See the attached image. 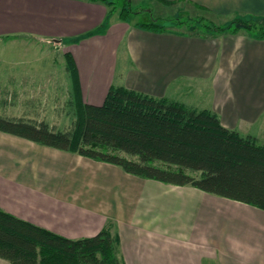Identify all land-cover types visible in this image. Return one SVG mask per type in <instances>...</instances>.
I'll list each match as a JSON object with an SVG mask.
<instances>
[{
	"label": "crops",
	"instance_id": "1",
	"mask_svg": "<svg viewBox=\"0 0 264 264\" xmlns=\"http://www.w3.org/2000/svg\"><path fill=\"white\" fill-rule=\"evenodd\" d=\"M167 1H190L218 14H264V0ZM108 10L92 0H0V38L63 45L75 60L82 99L92 104L102 103L111 84L178 100L171 95L205 83L206 104L189 106L209 108L225 127L264 143V38L144 29ZM0 134L25 140L36 152H56L77 168L60 191L49 180L36 182L32 165L0 167V207L16 216L70 238L107 226L119 238L123 264H264L262 209Z\"/></svg>",
	"mask_w": 264,
	"mask_h": 264
},
{
	"label": "trees",
	"instance_id": "2",
	"mask_svg": "<svg viewBox=\"0 0 264 264\" xmlns=\"http://www.w3.org/2000/svg\"><path fill=\"white\" fill-rule=\"evenodd\" d=\"M92 1L106 3L108 14L117 9L114 0ZM158 1L170 6L178 2ZM130 11L121 7L119 18L126 20ZM203 20L197 15L177 24L200 36L244 33L264 38V14L234 13L222 24ZM166 21L149 14L138 25L164 31ZM64 59L74 116L70 126L60 130L44 120L0 115V131L108 162L138 177L191 185L264 210V143L225 127L209 108L124 85L111 84L101 104L85 102L73 55L64 52ZM0 258L9 264H123L119 238L107 226L91 236L70 238L1 207Z\"/></svg>",
	"mask_w": 264,
	"mask_h": 264
},
{
	"label": "rangeland",
	"instance_id": "3",
	"mask_svg": "<svg viewBox=\"0 0 264 264\" xmlns=\"http://www.w3.org/2000/svg\"><path fill=\"white\" fill-rule=\"evenodd\" d=\"M113 4L117 6L113 17L118 14L121 7L129 6L133 12H128L127 19L139 22L152 14L161 20H168L164 25L174 30H185L177 23L183 20L185 25L186 21L189 22L191 17L197 15L206 21L222 24L234 14H218L201 10L190 1H178L173 6L161 4L158 0H114ZM53 41L16 36L0 38L1 114L11 117L21 114L27 118L44 120L50 126L60 130L70 126L74 118L73 109L68 105L71 90L70 77L65 69L63 45ZM123 47L124 45L121 44L119 54L123 52ZM122 64V56L118 55L116 74L118 84H122L119 79L123 70ZM209 93L205 83H193L188 92L183 89L180 96H171H175L188 105L203 106L208 100ZM15 95L17 98L14 97ZM33 147L25 140L0 134V167L8 165L31 167L32 165L36 182L42 183L49 180L52 189L63 190V183L74 178L77 168L72 163L69 164L67 158L59 156L56 152L52 151L48 154L36 152L31 150ZM122 154L127 156L123 152ZM190 211L197 212V206H192ZM0 264H9V262L0 258Z\"/></svg>",
	"mask_w": 264,
	"mask_h": 264
}]
</instances>
